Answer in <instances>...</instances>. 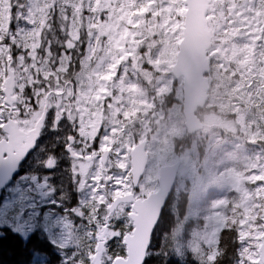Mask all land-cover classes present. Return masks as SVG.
<instances>
[{
    "label": "snow or ice",
    "instance_id": "snow-or-ice-1",
    "mask_svg": "<svg viewBox=\"0 0 264 264\" xmlns=\"http://www.w3.org/2000/svg\"><path fill=\"white\" fill-rule=\"evenodd\" d=\"M182 9L191 0H0V264H264V140L248 195L221 196L211 225L174 245L129 164ZM217 12L240 18L233 43L251 49L248 89L264 98V0L203 9Z\"/></svg>",
    "mask_w": 264,
    "mask_h": 264
},
{
    "label": "rangeland",
    "instance_id": "rangeland-1",
    "mask_svg": "<svg viewBox=\"0 0 264 264\" xmlns=\"http://www.w3.org/2000/svg\"><path fill=\"white\" fill-rule=\"evenodd\" d=\"M212 7L224 8L225 0H211L209 9ZM185 10H181L182 15ZM230 15L217 12L207 18L212 32V45L207 52L210 59L207 78L212 85L209 92H212L207 106L197 112L204 124L203 129L188 136L182 124V81L175 80L171 74L180 42L161 58L162 63L150 74L142 91L143 103L139 105V114L132 123V148L141 142L146 145L148 162L141 183L151 192L157 189L159 169L174 165L178 155L182 159L175 194L177 197L186 195L189 200L187 209L174 220L176 223L169 237L171 242L178 239L182 223L189 215H192L189 216L191 219L203 217L205 225L210 226L213 216L207 212L215 210L218 199L228 197V191L233 195L243 193L244 180L240 181L233 166L246 160L251 165L249 168L253 169L258 155L255 145L264 140L259 130L253 131L256 123L249 119L256 120L259 111L258 106L251 102L258 93L249 92L250 81L245 71L250 67L252 51L246 45L233 43V39L244 32L243 25L234 23L240 18L230 20ZM181 38L182 32L180 41ZM229 64L238 70L230 68ZM261 119L264 122V117ZM227 162L235 163L226 169Z\"/></svg>",
    "mask_w": 264,
    "mask_h": 264
},
{
    "label": "water",
    "instance_id": "water-1",
    "mask_svg": "<svg viewBox=\"0 0 264 264\" xmlns=\"http://www.w3.org/2000/svg\"><path fill=\"white\" fill-rule=\"evenodd\" d=\"M211 0H191V9L185 10L189 17L187 26L183 25L182 38L178 45L171 74L175 80L182 81V115L183 126L188 136H193L203 129L197 112L204 109L209 99V83L207 75L210 61L207 52L212 44V32L208 21L204 18L203 9L209 8ZM145 142L134 146L131 151L133 174L140 180L143 176L148 156L145 153ZM182 159L174 165L159 169L158 189L153 194L157 207L152 215L154 222L159 216L170 196Z\"/></svg>",
    "mask_w": 264,
    "mask_h": 264
},
{
    "label": "trees",
    "instance_id": "trees-1",
    "mask_svg": "<svg viewBox=\"0 0 264 264\" xmlns=\"http://www.w3.org/2000/svg\"><path fill=\"white\" fill-rule=\"evenodd\" d=\"M242 35H244V34H242ZM250 63H251V61H250ZM229 65H230V68H234V69H237L238 70V68L236 66H234L233 64H229ZM248 66H250V65L248 64ZM229 72H230V70L228 69L227 73L229 74ZM252 101L254 102L255 105L258 106V108H259V111L258 112H260L261 110L264 111V107L261 106V104L264 103V102L261 100V98L259 97V95H254V97L252 98ZM249 119L251 121H253L254 123H256L257 120H259L260 121V126L261 127H264V122L262 121L261 117H258L257 116V119L256 120H254L253 118H249ZM245 148L248 149L247 147H245ZM234 163L235 162H233V163L227 162L226 163V166L224 165L225 166L224 168L228 169V168L232 167L233 166L232 164H234ZM250 166L251 165H248V163L246 162V160H241L235 166H233V168L236 169V171H237V173H238V175L240 177V181L241 180H244V184L242 185L244 187V189L242 191L243 193L237 194V195H233L230 191H228L229 192V196L228 197L225 196V199H227V198L230 197L232 201H237L238 202L241 197H246L248 195L247 188L245 187V184L247 183L249 185V187L251 186L250 185V182L247 181V175H248V173H250L253 170V169L249 168ZM172 200H173V197L170 199V201L168 202V204H171ZM168 206L163 211V214H162V217H161V222H162V230H170V233H171V231L174 229V220H173L172 217H165L167 215V213H168L167 212L168 211ZM184 207H185L184 206V203H182L181 206H180V208L183 209ZM208 209H211V208H208ZM222 209H223V206H222ZM196 211H197V209L195 210L193 216H195ZM213 212H214L213 210L212 211L210 210V211L207 212V214H209L210 216H213ZM189 216H192V215H189ZM189 216L185 219V222L182 225V231H181L180 236L178 238H181L185 234L191 232V230L194 227L198 226L202 221H204V220H202L203 217L202 218H199V216H197L196 219H191ZM169 237H170V234H169V236L167 238L168 243L174 245L177 240H175L174 242H171L169 240Z\"/></svg>",
    "mask_w": 264,
    "mask_h": 264
},
{
    "label": "flooded vegetation",
    "instance_id": "flooded-vegetation-1",
    "mask_svg": "<svg viewBox=\"0 0 264 264\" xmlns=\"http://www.w3.org/2000/svg\"><path fill=\"white\" fill-rule=\"evenodd\" d=\"M212 45V44H211ZM211 48V47H210ZM209 51V50H208ZM209 61H210V59H209ZM210 72V71H209ZM211 86L212 85H210L209 84V88H211ZM211 90H210V92L208 93L209 94V96L211 95ZM254 97V96H253ZM252 97V98H253ZM209 100V99H208ZM261 100L264 102V98H261ZM251 102L253 103V101H252V99H251ZM208 103V102H207ZM206 106H207V104H206ZM205 106V107H206ZM258 113V117H264V111L263 110H261L260 112H257ZM198 117V116H197ZM200 120V119H199ZM182 121H183V115H182ZM184 122V121H183ZM183 122H182V124H183ZM201 123H202V121H201ZM203 124V123H202ZM203 126H204V124H203ZM184 127V126H183ZM187 133V132H186ZM134 148V147H133ZM132 148V149H133ZM129 157H130V159H129V164L131 165V152L129 153ZM178 158L180 159V157H179V155H178ZM182 165V164H181ZM181 165H180V167H181ZM180 167H179V169H180ZM179 169H178V171H179ZM146 170V169H145ZM144 174H145V172H144ZM144 174H143V176H144ZM177 175H178V173H177ZM142 176V177H143ZM142 177L140 178V181H141V179H142ZM177 180H178V177H176V180H175V183H174V186H173V189H172V192H171V194H170V196L168 197V200H167V202H166V204H165V206H164V208H163V210H162V212H161V214H160V219H161V217H162V214H163V211L165 210V208L168 206V213H167V215L165 216V217H172L173 218V220H175V219H179L180 217H181V215L183 214V212H184V209L186 210L187 209V202H188V200H189V198L187 199L186 198V195H180V196H178L177 197V194H175V191H176V184H177ZM156 184H157V189H158V178H157V181H156ZM157 189L155 190V191H153L152 193H155L156 191H157ZM173 197V200H172V202H171V204H168V202L170 201V199ZM191 199H192V197H191ZM182 203H184V208L183 209H181L180 208V206H181V204ZM185 203H186V205H185ZM191 203V202H190ZM185 216H186V213H185V215L183 216V220L185 219ZM176 223V221H174V224ZM182 225H183V223H182ZM182 229V228H181Z\"/></svg>",
    "mask_w": 264,
    "mask_h": 264
},
{
    "label": "bare ground",
    "instance_id": "bare-ground-1",
    "mask_svg": "<svg viewBox=\"0 0 264 264\" xmlns=\"http://www.w3.org/2000/svg\"><path fill=\"white\" fill-rule=\"evenodd\" d=\"M193 225V224H192Z\"/></svg>",
    "mask_w": 264,
    "mask_h": 264
}]
</instances>
